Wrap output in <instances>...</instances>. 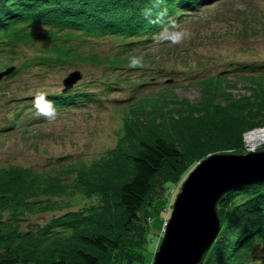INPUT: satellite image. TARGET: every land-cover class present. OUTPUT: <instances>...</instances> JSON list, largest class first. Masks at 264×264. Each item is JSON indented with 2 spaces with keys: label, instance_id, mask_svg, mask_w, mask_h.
<instances>
[{
  "label": "trees",
  "instance_id": "obj_1",
  "mask_svg": "<svg viewBox=\"0 0 264 264\" xmlns=\"http://www.w3.org/2000/svg\"><path fill=\"white\" fill-rule=\"evenodd\" d=\"M200 1L0 0V54L17 55L5 56L2 67L14 68L1 80L12 78L18 83L21 76L18 94L9 92L6 103L15 104L1 131L19 122L36 91H44L58 112L89 102L104 105L107 93L121 90L122 80H127L119 76L122 70L143 69L140 76L148 70L154 75L186 74L196 78L200 87L194 100L164 94L153 97L150 105L145 99L131 106L114 145L89 162L73 161L52 173L15 163L0 165V264H132L143 260L152 201L164 194L171 199L169 188L175 191L207 154L244 151L242 132L258 120L264 122V59L230 55L214 60L216 56L209 54L198 57L195 67L178 69L168 67L154 53L143 52L156 44L153 33L159 25L150 20L175 18L179 24L186 11L201 9ZM246 16L250 13H233L232 21L246 22ZM238 33L242 41L235 43L243 50L251 38L263 35L243 28ZM102 40L108 42L109 50L95 48ZM191 44L192 48L204 45ZM162 45L176 51L184 43L165 41L155 46ZM135 51L153 65H128ZM78 61L96 66V74L87 77V72L74 68ZM66 67L79 69L82 76L65 90L63 85L56 90L24 86L29 78L34 81L35 76ZM232 71L253 86L248 94H234L228 88L236 85L233 78H227ZM23 73L27 75L22 77ZM157 80L141 77L132 81L130 92ZM216 208L220 229L197 264H264V181L227 190ZM39 213L50 217L31 222V216Z\"/></svg>",
  "mask_w": 264,
  "mask_h": 264
},
{
  "label": "rangeland",
  "instance_id": "obj_2",
  "mask_svg": "<svg viewBox=\"0 0 264 264\" xmlns=\"http://www.w3.org/2000/svg\"><path fill=\"white\" fill-rule=\"evenodd\" d=\"M199 10L186 11L187 14L179 22L181 27H188L191 30L189 38L181 42L184 46L176 48V51H170L169 48L151 45L143 52L154 53L156 57L161 58V62L168 67L187 69L195 67L196 59L207 57L209 54H214L218 60L230 55H237L240 58L254 57L264 59V0H201ZM250 13L246 16V22L237 18L232 21L233 13ZM243 16V15H242ZM253 18L257 19L253 20ZM241 20V22H240ZM256 22V23H255ZM38 28V27H36ZM250 32L263 33L258 38H251V43L243 50L237 43L242 41L240 34L241 29ZM235 30V32H234ZM210 36V41L201 39V37ZM191 42H202L204 45L198 44L199 47H190ZM237 42V43H235ZM165 44V43H164ZM149 45V46H150ZM192 45V44H191ZM25 47L26 45H20ZM179 46V45H178ZM99 51H107L110 46L106 40H102L95 46ZM158 49V50H157ZM243 50V51H241ZM177 53H180L181 58ZM134 54L139 55L136 51ZM241 54V55H240ZM205 55V56H204ZM9 56H17L16 53L0 54V67L5 65L4 59ZM4 63V64H3ZM143 67L153 65L151 60L145 56ZM155 65V64H154ZM74 68H79L82 72H87V77L93 76L96 73V66L92 64H83L76 62ZM128 66V65H126ZM73 67V66H72ZM98 67V66H97ZM71 67L65 69L51 70L46 76H35L33 80H27V87L35 86L41 90H56L62 86V77L69 71ZM3 69V67L1 68ZM73 69V68H71ZM86 70V71H85ZM143 69L135 68L130 70H122L119 76L122 80V89L109 92V99L104 105H95L92 102L81 104L79 107L71 106L69 109L57 112L54 120H48L45 117L36 113L33 104L24 107L18 123L9 130H0V165L10 163L20 164L32 167L44 173H52L56 170L61 171L69 166L73 161L83 160L89 162L100 157L105 153L107 148H110L116 142L118 135L122 132L123 117L129 114L131 106L137 105L143 100H147L150 105L152 98L170 97V98H186L189 100L197 99L200 95V87L196 78H191L188 75H170L157 74L154 75L150 70L140 73ZM147 70V69H146ZM22 74V77L26 76ZM21 76L17 78L19 83ZM141 77L147 80L158 79L155 83H149L142 89H135L134 93L130 85L132 81L140 80ZM168 77L167 80H163ZM14 78V77H13ZM227 78H233L236 85L228 87L234 94H248L253 87L247 81L245 82L235 72H229ZM12 78L5 80L0 79V127H3L8 118L12 117V106L14 101L6 103L9 92L15 90L14 94H18L16 86L18 85ZM25 84V83H24ZM23 86V87H24ZM31 94V90H28ZM132 96L126 100L120 98L125 94ZM27 98L22 97V100ZM164 103H172L169 99H161ZM160 102V101H159ZM137 107V106H136ZM34 116L40 117L35 121ZM252 125L241 134L244 142V151L259 148L264 145V142L250 145L245 141V133L255 128H264V122ZM229 152V151H225ZM212 153V152H211ZM205 157V156H204ZM201 160V159H200ZM197 163V162H196ZM196 165V164H195ZM194 165V166H195ZM178 190V188L175 190ZM174 197V196H173ZM173 197L167 195L157 196L149 206V214L151 219L148 223L147 242L142 249L143 260H136L132 264H151L153 261L154 252L156 249V241H160L162 232V223L165 216L169 217L171 206L167 209L164 204L169 205ZM77 200H83L77 197ZM76 207L78 205H75ZM49 216L48 213H39L31 216L30 221L42 222Z\"/></svg>",
  "mask_w": 264,
  "mask_h": 264
},
{
  "label": "water",
  "instance_id": "obj_3",
  "mask_svg": "<svg viewBox=\"0 0 264 264\" xmlns=\"http://www.w3.org/2000/svg\"><path fill=\"white\" fill-rule=\"evenodd\" d=\"M14 65L0 70V79ZM82 73L72 69L62 77V89ZM264 181V145L243 152L215 151L189 170L176 192L151 264H197L220 229L217 200L227 190Z\"/></svg>",
  "mask_w": 264,
  "mask_h": 264
},
{
  "label": "clouds",
  "instance_id": "obj_4",
  "mask_svg": "<svg viewBox=\"0 0 264 264\" xmlns=\"http://www.w3.org/2000/svg\"><path fill=\"white\" fill-rule=\"evenodd\" d=\"M167 9H164L166 12ZM142 14L147 15L146 11L142 10ZM179 10L177 9V15ZM163 15V13H161ZM149 23L158 24V29L153 33V40L156 43L170 42L171 44H180L191 35V30L188 27H181L175 18L167 21L150 20ZM128 65L138 66L144 63L143 55H130L127 60ZM33 107L38 115L45 117L48 120H54L57 116L58 108L56 103L50 99L44 91H36L32 99Z\"/></svg>",
  "mask_w": 264,
  "mask_h": 264
},
{
  "label": "bare ground",
  "instance_id": "obj_5",
  "mask_svg": "<svg viewBox=\"0 0 264 264\" xmlns=\"http://www.w3.org/2000/svg\"><path fill=\"white\" fill-rule=\"evenodd\" d=\"M245 141L250 145L264 142V128H255L245 133Z\"/></svg>",
  "mask_w": 264,
  "mask_h": 264
},
{
  "label": "built area",
  "instance_id": "obj_6",
  "mask_svg": "<svg viewBox=\"0 0 264 264\" xmlns=\"http://www.w3.org/2000/svg\"><path fill=\"white\" fill-rule=\"evenodd\" d=\"M170 191H171V193L173 194V189H172V188L170 189ZM166 222H167V219L164 218V220H163V226H165Z\"/></svg>",
  "mask_w": 264,
  "mask_h": 264
}]
</instances>
